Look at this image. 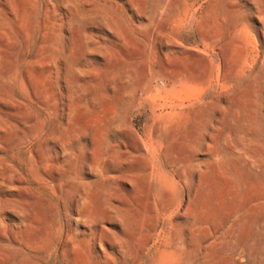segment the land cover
<instances>
[{
  "label": "rangeland",
  "instance_id": "1",
  "mask_svg": "<svg viewBox=\"0 0 264 264\" xmlns=\"http://www.w3.org/2000/svg\"><path fill=\"white\" fill-rule=\"evenodd\" d=\"M0 264H264V0H0Z\"/></svg>",
  "mask_w": 264,
  "mask_h": 264
},
{
  "label": "bare ground",
  "instance_id": "2",
  "mask_svg": "<svg viewBox=\"0 0 264 264\" xmlns=\"http://www.w3.org/2000/svg\"><path fill=\"white\" fill-rule=\"evenodd\" d=\"M175 164V163H174ZM179 177H181V176H179Z\"/></svg>",
  "mask_w": 264,
  "mask_h": 264
}]
</instances>
